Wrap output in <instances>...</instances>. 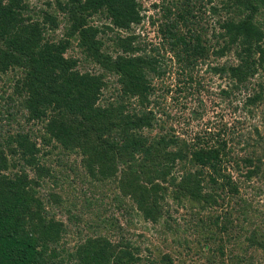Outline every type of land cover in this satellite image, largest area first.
Instances as JSON below:
<instances>
[{"label": "trees", "instance_id": "trees-1", "mask_svg": "<svg viewBox=\"0 0 264 264\" xmlns=\"http://www.w3.org/2000/svg\"><path fill=\"white\" fill-rule=\"evenodd\" d=\"M143 7L0 0V264H244L264 252V215L254 221L232 174L264 183V124L180 126L203 119L202 101H187L202 69L226 82L233 114L264 107V0H159L157 41L136 33ZM169 202L188 208L184 223ZM133 216L182 248L141 256Z\"/></svg>", "mask_w": 264, "mask_h": 264}, {"label": "rangeland", "instance_id": "rangeland-1", "mask_svg": "<svg viewBox=\"0 0 264 264\" xmlns=\"http://www.w3.org/2000/svg\"><path fill=\"white\" fill-rule=\"evenodd\" d=\"M31 1L32 2H38L40 0H31ZM141 1L143 2V6H144L143 10L141 12V14H144V19L142 20L141 24L136 26V29H135L136 33H139L141 36H144V35L146 36L149 34V36H151V37H149V39H152L155 41L156 38L154 37V35L156 34V26L151 25V21L157 20L160 16V11L157 8L153 7V3H157L159 0H141ZM263 40H264V38H263ZM225 58L229 59V61H233L235 59L232 54H229ZM198 75L200 77H202L201 81H202V84L204 85V88L200 94H198V95L195 94L194 96L187 98V101L191 102L192 106L193 105L196 106L197 101L193 102V98L197 97L199 100H201L202 102H201V105L199 106L198 111H200V112L202 111V113H204V116H203V119L201 120V122L197 121V120H193L186 127H185V125H183V120H182L181 124H180L181 127L183 126V128H188V130L190 132H192L191 130H195V128L198 127L196 125V123L197 124L199 123V125L202 123V125L200 127H203V125H204V123H206V121H209L213 125H216V123L219 122V119H220L219 115H220V116H223L222 119H220L221 122L226 120L229 123V125H228L229 127L231 126V124L232 125L234 124L233 121L236 122L235 119L240 118V119L246 121L247 126H248V124H250V125L255 124V125H258L259 127L262 128V124H264V107H262V108L258 107L251 114L248 113V111L246 112L245 110H240V111H237L236 113L233 114L231 111H229L228 109H226L224 107V103L221 99V95L218 94L219 88L225 86L226 82H224L223 79H220L215 75L207 73L203 69L200 71V73ZM172 77H173V75H172ZM170 81L174 82L173 78ZM240 99H242V96H240ZM213 104H215V105H213ZM172 105L175 107L174 102L171 103V107H172ZM190 109H191V104L187 105V110H185V111L181 110V112L183 113L181 116L188 117L191 113ZM176 110L178 111V107L177 108L175 107V110H173V112H175ZM240 128H241V126H240ZM214 129L216 130V128H214ZM239 131H241V130L239 129ZM228 132H229L228 135L230 136L231 131L228 130ZM232 174L234 175V177L236 179H238L239 181L240 180L242 181L241 185H240L241 196L248 199V201L250 200L252 202H255L254 209L257 210L258 215L254 217V221H256L257 224L261 223V216L259 214L263 213V215H264V183L261 184L259 182V180L257 179V177L252 178L249 182L244 183L243 177L241 175H239L240 173H237V171H234V172H232ZM258 185L263 186V189L260 192H257ZM47 186H48V184H47ZM47 186L39 187L40 194H42L43 199H44L45 195L50 190L61 192V194H65L69 190V187L67 186V184H66V189H60V188L50 189V187H47ZM49 186H51V185L49 184ZM70 191H72V190L70 189ZM110 191H111V189H110ZM110 191H109V194L111 193ZM99 195L100 194H96V197H99ZM77 203H78V205L80 204V202H77ZM168 205H169V209H170L168 212L174 218H176V222L178 224L184 223L185 219L189 216L188 208L183 207V208H180L179 212H176L174 210L176 207L175 203L169 202ZM224 209H227V206H224L220 210L223 211ZM231 213L235 217L238 212H236V211L232 212L231 211ZM54 214L57 216V218H60L64 222H66V224L69 223L68 221H66L67 215L65 212H63L61 210L59 211L56 208V209H54ZM180 214H181V216H180ZM132 219L134 220L133 224H135V226L132 229H130L129 232L132 234V235H130L131 239L133 241H135L138 245H140L141 256H149V250L150 249H155V250L159 249L163 252H168V251L180 250L182 248V247H178V245L175 244L174 235L171 234L170 231L164 232L160 226L152 227L149 223H146V222L142 221L140 218H136L134 216ZM239 221H240V219H239ZM80 225L83 228L84 224L81 223ZM182 226H184V225H181V229H182ZM70 229L72 231L75 230L73 223H72ZM160 230H161V233L159 232ZM83 232H85V227L83 228ZM71 235H73L72 232L68 236L71 237ZM165 235L167 237V241L164 245L163 241H161V237L165 236ZM184 235H185V233L183 235H181L182 238H184ZM185 236H188L186 239L192 243L193 236L190 234V231ZM73 242H74V240L70 241L69 244H72ZM147 248H148V251H147ZM233 254L244 255V251L242 249H236V251L234 250ZM246 254L252 255L253 257L249 258V259H245L244 264H246L248 261H250L251 264H264V252H262L261 249L252 248ZM173 257L175 258L176 264H204L203 261L200 260L199 258H197L196 256L190 257V258L188 257L186 260L185 259L182 260L183 261L182 263L178 262V260H179L178 257H175V256H173ZM225 259L227 262H229L228 264H230V256L228 257V255H226ZM211 264H219V263H211Z\"/></svg>", "mask_w": 264, "mask_h": 264}]
</instances>
